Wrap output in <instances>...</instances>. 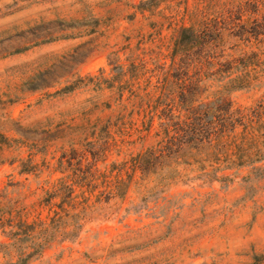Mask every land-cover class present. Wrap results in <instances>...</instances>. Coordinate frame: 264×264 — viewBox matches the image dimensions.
Masks as SVG:
<instances>
[{
  "label": "clouds",
  "instance_id": "obj_1",
  "mask_svg": "<svg viewBox=\"0 0 264 264\" xmlns=\"http://www.w3.org/2000/svg\"><path fill=\"white\" fill-rule=\"evenodd\" d=\"M161 26L164 51L148 40ZM253 29L264 0H0V264L264 254V130H243L264 113V32ZM134 111L151 134L120 131ZM89 168L90 181L124 175L85 196ZM49 201L70 207L41 219Z\"/></svg>",
  "mask_w": 264,
  "mask_h": 264
},
{
  "label": "rangeland",
  "instance_id": "obj_2",
  "mask_svg": "<svg viewBox=\"0 0 264 264\" xmlns=\"http://www.w3.org/2000/svg\"><path fill=\"white\" fill-rule=\"evenodd\" d=\"M158 6V4L156 5ZM187 18V17H185ZM243 19V13H241L240 15L236 16V20L240 21ZM211 26V25H210ZM155 26H153L154 28ZM169 28L172 27L171 24L168 25ZM164 27L161 26L160 29L156 32L155 36H149L148 40L149 41H155L157 38H159V44L161 46V51H164ZM254 32H264V29H253ZM256 39L258 40V42L260 43H264V40H259L258 37H256ZM247 42H252L251 39L248 40ZM144 46V41L140 42L139 47H143ZM255 57L253 58V61L255 62ZM258 66V65H257ZM133 79L134 80H139L141 79V77H139L138 75L134 74L133 75ZM167 83H168V78L166 77L164 79V83L161 89H159L158 91H162L164 88L167 87ZM131 87H134V85H132ZM128 90V89H125ZM150 108H152L153 111H159L161 105L159 103V101H157L156 105L153 107L152 105H149ZM141 108H143V105H141ZM256 115V114H254ZM143 116L142 112H132L131 113V118H132V122L129 123L128 119L129 118H125L124 121L118 122L119 127H120V131L123 132L125 131V129L129 130V133H131L132 131L136 130L138 127L139 128H144V130L151 134L152 133V127L148 126L145 128L144 124L140 123V121L136 120L135 118L137 117H141ZM260 120H264V113L258 114L256 115V119L255 120H250L249 121V125L244 126V139L247 140L248 139V135L250 132V128L251 131L254 133L256 131H261L264 130V125H261L260 128L255 127V125L260 121ZM155 123V117H152V124L154 125ZM242 123V121L240 122ZM235 128H232V131H234ZM174 131H176L177 133L183 131V129L177 125L176 129H174ZM229 131L228 125L227 124H223L219 127L216 136L218 138V142L222 141L225 137V134ZM168 135H172L171 132L168 133ZM211 135V134H210ZM255 136H252V143H255ZM235 145L236 150L237 151H243V147L241 145H237L235 141H232L230 144H228L229 148H232ZM2 150V149H0ZM78 155H74L72 157V161H69V163L71 164L73 161H75L78 158ZM81 165L83 164V160L80 161ZM91 169H87L86 171H83L80 173V175L82 176V179L80 181V187H82L84 189V195L85 196H90V192L88 191L89 189H92V191H95V188L93 187L94 183H103V184H108L110 181H118L120 179L121 175H124V173L121 171L119 174H117L116 170H113V173L111 176L109 175H102L101 176V180L99 182L95 181V178H93L92 181H90L88 179L89 175H91ZM76 194V189L75 187L73 188L72 193L69 196V200L71 199V195H75ZM68 207H70V204L68 202H66L63 206L61 207H56L55 205H52L51 202L49 201V204H42L38 207L37 212L39 214V217L42 219L43 217H45L46 215L49 217H54V216H58L61 212L65 211V209H67ZM253 264H264V254H258L255 257H253Z\"/></svg>",
  "mask_w": 264,
  "mask_h": 264
}]
</instances>
